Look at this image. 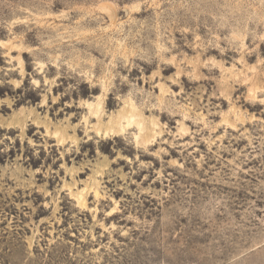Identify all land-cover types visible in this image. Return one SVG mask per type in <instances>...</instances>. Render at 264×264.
Returning <instances> with one entry per match:
<instances>
[{"label":"rangeland","instance_id":"374dc122","mask_svg":"<svg viewBox=\"0 0 264 264\" xmlns=\"http://www.w3.org/2000/svg\"><path fill=\"white\" fill-rule=\"evenodd\" d=\"M0 264H264V0H0Z\"/></svg>","mask_w":264,"mask_h":264}]
</instances>
